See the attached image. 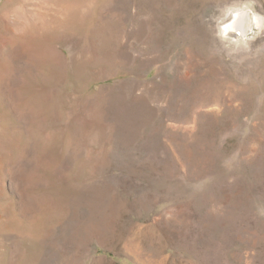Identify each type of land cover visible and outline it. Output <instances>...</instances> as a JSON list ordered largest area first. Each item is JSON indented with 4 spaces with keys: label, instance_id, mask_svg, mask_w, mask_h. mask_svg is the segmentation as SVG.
<instances>
[{
    "label": "rangeland",
    "instance_id": "374dc122",
    "mask_svg": "<svg viewBox=\"0 0 264 264\" xmlns=\"http://www.w3.org/2000/svg\"><path fill=\"white\" fill-rule=\"evenodd\" d=\"M0 264H264V0H0Z\"/></svg>",
    "mask_w": 264,
    "mask_h": 264
},
{
    "label": "bare ground",
    "instance_id": "6f19581e",
    "mask_svg": "<svg viewBox=\"0 0 264 264\" xmlns=\"http://www.w3.org/2000/svg\"><path fill=\"white\" fill-rule=\"evenodd\" d=\"M245 11H239L238 12V14L236 15V20L233 23H230V25H228V27H226V32H230V31L239 32V33L240 32H242V33L246 32V30L250 27V21L247 18L248 13H246ZM242 33H241V35H243Z\"/></svg>",
    "mask_w": 264,
    "mask_h": 264
}]
</instances>
